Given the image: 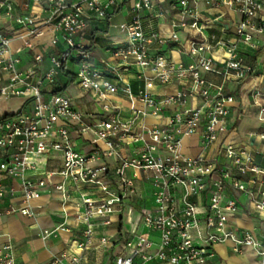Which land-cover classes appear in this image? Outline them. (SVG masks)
Wrapping results in <instances>:
<instances>
[{
    "label": "built area",
    "instance_id": "1",
    "mask_svg": "<svg viewBox=\"0 0 264 264\" xmlns=\"http://www.w3.org/2000/svg\"><path fill=\"white\" fill-rule=\"evenodd\" d=\"M26 1L41 5L45 16L36 20L15 14L13 0H0V17L24 33L19 32V46L12 48V38L0 27V201L9 178L19 181L21 193V205L5 212L32 216V202L43 193L54 190L67 199L65 183L70 182L78 191L80 248L89 243L93 220L107 225L111 216L123 214L127 203L141 202L136 225L121 234L113 264H212L213 246L226 240L233 242L234 251L254 248L258 264H264V234L256 237L228 227L239 208L230 191L264 214V168L229 138L235 129L230 111L236 97L226 89L229 83H249L257 120L264 124V72L257 71L258 62L245 61L251 53L261 52L264 58V0H171L168 10L156 0ZM219 5L238 15L229 37L206 33L214 20L200 17L201 7ZM124 6L130 17L115 28L125 40L107 47L117 63L100 66L90 45L80 38L90 19L109 21ZM143 12L149 18L165 19L171 13L178 18L169 19L170 32L165 35L145 21ZM181 30L199 34L200 39L181 40ZM45 33L51 50L32 42ZM24 50L31 64L20 67ZM172 50L189 61H175ZM130 64L151 74L134 95L118 78ZM68 71L81 91L100 100L121 92L140 107L123 118L116 106L104 103L105 116L87 123L73 98L58 85ZM205 73L219 74L220 81ZM154 81L176 83L179 89L157 95L151 91ZM14 97L26 101L5 111L1 102ZM164 111L169 113L161 123L141 122L146 115ZM197 131L204 152L187 156L182 138ZM85 135L92 146L86 152L75 144V138ZM257 137L264 139V131ZM55 155L60 167L48 168ZM101 242L109 243L110 238ZM0 264H14L9 242L0 245Z\"/></svg>",
    "mask_w": 264,
    "mask_h": 264
},
{
    "label": "crops",
    "instance_id": "2",
    "mask_svg": "<svg viewBox=\"0 0 264 264\" xmlns=\"http://www.w3.org/2000/svg\"><path fill=\"white\" fill-rule=\"evenodd\" d=\"M161 3L167 10L171 0H156ZM15 14H25L33 16L36 20L42 19L45 16L43 7L32 1L13 0ZM127 8L121 7L117 12L113 13L109 21L90 19L84 31V35L80 40L84 44L90 45V50L93 59L100 66H113L117 63L109 52L107 47L114 42H121L125 37L118 32L115 25L123 20H128ZM200 17L203 19H213L211 29L206 30V33H214L217 36H231V27L237 21L238 15L229 8L219 5L216 8L205 9L200 8ZM145 21L160 33L167 35L170 32L169 19L178 18L177 14L171 13L170 17L165 19L149 18L147 12L142 13ZM118 18L114 20V18ZM1 31L12 38L11 46L16 48L19 46V32L24 35L20 29H16L11 22L5 17H0ZM181 40L193 37L200 39L199 34L190 30H181L179 32ZM32 42L44 47L46 50H51L49 45V34L45 33L41 37L32 38ZM97 42L100 47H97ZM22 61L20 67H25L31 64V59L26 50L22 52ZM171 55L175 61L187 63L189 60L175 52L171 51ZM248 64L259 63L257 71L264 72V58L261 52L251 53L245 60ZM46 64L43 65V68ZM69 69L70 66L68 65ZM58 79V85H61V90H64L74 100L75 107L85 115V122L91 123L94 120L105 116L102 111V104L110 103L116 106L120 116L127 118L131 114L132 108H139L140 104L135 102L132 97H129L121 92L110 95L105 100L97 99L91 93L81 91L74 83L71 71L65 72ZM151 74L149 70L142 69L137 65L130 64L127 71H120L118 78L122 86L128 87L132 94H136L143 87L144 78ZM205 76L214 82L220 81V76L217 73H205ZM179 86L176 83L159 84L154 81L151 91L157 95H169L177 92ZM228 92L236 97V102L231 108L230 118L235 120V129L230 132L229 138L235 144L244 147L252 156L253 161L258 166L264 168V139L257 137V133L264 131V124L257 120V108L253 104L252 92L249 88V83L237 85L229 83L226 86ZM25 98L14 97L1 102L2 108L4 104H8V108H3L5 111H13L25 102ZM193 104H198L197 101H191ZM169 111H164L157 116L146 115L142 119V123L153 125L161 123ZM76 148L81 151H89L92 146L88 136L75 138ZM182 152L187 156H196L203 151L200 144V132L183 136ZM211 152L209 151V154ZM112 163L111 159H107ZM111 167L114 164H110ZM48 168L58 169L60 167V158L55 155L47 163ZM6 192L0 201V245L4 242H9L12 247V257L14 264H113L114 256L119 252L118 242L121 239V234L124 231L131 230L136 225V220L141 208V202L127 203L124 207L122 215H113L110 218V223L103 225L100 220H93L96 224L93 234L86 248H80L79 244L83 241L81 224L76 218V213L79 211L78 191L75 190L73 184L65 183L68 198L63 199L59 192L51 190L43 193L37 200L32 202L33 215L23 216L20 213L7 214L5 211L10 206L18 207L21 205L20 183L15 178H9L4 181ZM141 188V183L138 181ZM97 195L96 191H89ZM237 197L239 208L230 217L228 227L236 232L248 231L256 237L264 234V214L255 212L244 198L235 192H228ZM131 212L127 215L128 208ZM129 208V209H130ZM131 217V218H130ZM140 230L141 226L137 225ZM52 231L46 236L44 231ZM54 231V232H53ZM110 238L109 243H102L101 239ZM154 241L157 240L156 235L151 236ZM79 250V252L77 251ZM215 258L212 264H258L259 257L254 248L250 246H241L239 251L233 250V242L226 240L217 243L213 246Z\"/></svg>",
    "mask_w": 264,
    "mask_h": 264
},
{
    "label": "rangeland",
    "instance_id": "3",
    "mask_svg": "<svg viewBox=\"0 0 264 264\" xmlns=\"http://www.w3.org/2000/svg\"><path fill=\"white\" fill-rule=\"evenodd\" d=\"M118 18L116 17V18H114V20H117ZM97 47H100V43L99 42H97ZM9 107V105L8 104H4L3 105V108H8ZM52 233V232H51Z\"/></svg>",
    "mask_w": 264,
    "mask_h": 264
},
{
    "label": "bare ground",
    "instance_id": "4",
    "mask_svg": "<svg viewBox=\"0 0 264 264\" xmlns=\"http://www.w3.org/2000/svg\"><path fill=\"white\" fill-rule=\"evenodd\" d=\"M130 218H131V217H130ZM53 232H54V231H53ZM45 234L47 235V234H48V232H45V231H44V235H45ZM46 235H45V236H46ZM77 251L79 252V250H78V249H77Z\"/></svg>",
    "mask_w": 264,
    "mask_h": 264
},
{
    "label": "trees",
    "instance_id": "5",
    "mask_svg": "<svg viewBox=\"0 0 264 264\" xmlns=\"http://www.w3.org/2000/svg\"><path fill=\"white\" fill-rule=\"evenodd\" d=\"M64 74H66L65 72L64 73H62V75H64Z\"/></svg>",
    "mask_w": 264,
    "mask_h": 264
}]
</instances>
